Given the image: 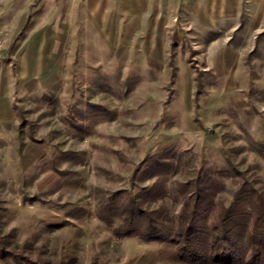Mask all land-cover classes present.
Here are the masks:
<instances>
[{
    "label": "rangeland",
    "instance_id": "rangeland-1",
    "mask_svg": "<svg viewBox=\"0 0 264 264\" xmlns=\"http://www.w3.org/2000/svg\"><path fill=\"white\" fill-rule=\"evenodd\" d=\"M208 1L117 0L77 51L54 53L69 67L38 52L47 67L17 104L35 159L0 160V264H188L141 226L118 232L134 198L173 220L211 183L214 209L243 182L264 200V0H224L214 30ZM222 46L243 56L233 76L213 65Z\"/></svg>",
    "mask_w": 264,
    "mask_h": 264
},
{
    "label": "crops",
    "instance_id": "crops-1",
    "mask_svg": "<svg viewBox=\"0 0 264 264\" xmlns=\"http://www.w3.org/2000/svg\"><path fill=\"white\" fill-rule=\"evenodd\" d=\"M116 1L0 0V30L6 39L4 49L0 54L1 163L14 162L17 159L22 163V158H25L24 161L28 163L32 162L33 158L35 159L37 145L29 138L21 140L18 133L20 123L17 104L30 95L19 90L23 80L32 74L42 73L46 66L40 60L39 56L42 55H38V52L53 53L49 56L52 61L51 64L49 63L51 67L58 66L59 60L69 67V58L67 60L55 59L54 53L65 52L69 56L71 51H77L80 40H76L75 36L85 34L87 28L95 33L96 25L101 24L102 19L110 16V5L108 8L106 4ZM208 2L212 3L211 6H208ZM208 2L206 5L208 14L204 17L205 24L207 29L214 30V19L224 23L229 16V9L224 0L216 3L215 7L213 0ZM20 34H24L25 38L17 42V36ZM226 39L228 41V38ZM14 42L15 48L11 51L10 47ZM221 51V58L213 62V65L222 76H233L235 74L233 66L240 65L242 55L239 49L234 50L229 46H222ZM22 141L25 143V149L20 159V157L16 158V155ZM10 153L16 159L6 160V156ZM15 177L20 178V175L14 172L3 176L4 179Z\"/></svg>",
    "mask_w": 264,
    "mask_h": 264
},
{
    "label": "trees",
    "instance_id": "trees-1",
    "mask_svg": "<svg viewBox=\"0 0 264 264\" xmlns=\"http://www.w3.org/2000/svg\"><path fill=\"white\" fill-rule=\"evenodd\" d=\"M215 190V183H211L186 196L174 220L161 213L145 212L134 198L118 232L133 236L141 226L145 239L174 243L180 258L188 264H264L262 196L243 182L227 206L214 209ZM15 264L20 263L16 260Z\"/></svg>",
    "mask_w": 264,
    "mask_h": 264
},
{
    "label": "built area",
    "instance_id": "built-area-1",
    "mask_svg": "<svg viewBox=\"0 0 264 264\" xmlns=\"http://www.w3.org/2000/svg\"><path fill=\"white\" fill-rule=\"evenodd\" d=\"M5 42H6L5 36L3 35L2 31L0 30V54L4 49Z\"/></svg>",
    "mask_w": 264,
    "mask_h": 264
}]
</instances>
